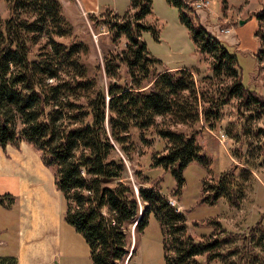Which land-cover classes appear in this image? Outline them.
<instances>
[{"label": "trees", "instance_id": "16d2710c", "mask_svg": "<svg viewBox=\"0 0 264 264\" xmlns=\"http://www.w3.org/2000/svg\"><path fill=\"white\" fill-rule=\"evenodd\" d=\"M4 1L7 13L0 15V147L19 149L25 143L38 154L64 196L65 221L85 238L93 263L124 264L136 251L131 250V228L142 233L151 213L160 223L166 264L219 261L224 240L219 236L221 230L195 238L184 213L170 203L158 183L145 184L150 179L147 174L139 176L138 187L126 179L127 165L118 150L129 154L133 128L150 141L144 133L154 127L167 146L152 155L151 164L171 171L177 180L174 195H179L184 169L193 161L208 162L199 142L201 129L194 126L203 121L214 128L222 107L234 98L239 109L253 104L264 108V95L243 83L237 56L205 27L187 0H167L180 9V19L198 52L211 55L213 77L225 75L231 82L222 92L210 94L198 84L192 69L159 70L161 61L149 54L142 38L143 32L151 31L159 40L156 26L145 20L152 0H130L131 9L122 20L105 21L99 14L88 13L94 25L107 23L112 40L126 38L122 51L106 52L103 66L98 65L107 81L100 84L97 72L92 73L81 59L85 43L73 34L61 0ZM258 17L264 18V10ZM260 33L261 29L256 32ZM158 117L194 129L158 126ZM246 170H227L216 181L203 182L202 202L213 204L226 196L239 203ZM15 200L12 193L0 194L4 208H13ZM16 263V256H0V264Z\"/></svg>", "mask_w": 264, "mask_h": 264}, {"label": "rangeland", "instance_id": "374dc122", "mask_svg": "<svg viewBox=\"0 0 264 264\" xmlns=\"http://www.w3.org/2000/svg\"><path fill=\"white\" fill-rule=\"evenodd\" d=\"M187 1L195 7L205 27L237 56L243 83L264 95V52H260L261 48L264 49V18L258 17L264 10V0ZM198 2H202L200 7L197 6ZM114 6L116 12L109 7L101 9L97 15H101L105 21L122 20L125 12L131 9L130 0H116ZM63 11L73 25L76 39L85 43L86 51L81 53V59L92 73L97 72L98 83L106 84V76L98 70V65L103 66L106 52L122 51L126 38L121 36L112 40L107 23L94 25L88 13L76 5L63 4ZM6 13L5 1L0 0V15L5 16ZM115 13L118 16H113ZM145 20L157 28L159 40L151 31L143 32L142 38L149 54L161 61L159 70L192 69L198 84L210 94L222 92L231 82V78L225 75L213 77L211 55L198 52L189 28L180 19L177 6L167 0H152L151 13ZM259 29L261 33L257 35ZM237 101L234 98L222 107L221 117L214 128L203 121L194 126L201 129L199 142L208 156V162L201 164L193 161L184 169L185 180L179 195H174L177 180L171 171L151 164L152 155L163 152L167 146L154 127L144 133L152 138L150 141L143 140L142 132L133 128L129 154L120 149L118 152L127 165L126 179L138 187L139 176L147 174L150 179L145 184L158 183L169 196L170 203L184 213L189 231L195 238L200 239L213 230H221L219 236L224 240L220 247V260L215 264H264V108L253 104L239 109ZM157 121L158 126L194 129L182 123L172 124L169 117H158ZM22 144L28 146L21 143L20 148ZM242 167L247 170L244 173L245 192L239 203L231 202L226 196L213 204L202 202L203 182L216 181L224 171L240 170ZM6 182L8 180L0 179V194L11 192L6 189L9 187ZM144 208V203H141V210ZM212 220L221 224H211ZM222 227L225 228L222 230ZM14 235L15 214L13 210L0 206V248L6 244L11 246L9 237ZM129 240L131 250L135 248L136 251L128 264H166L160 223L153 213L142 233H137L134 226L131 228ZM7 252L3 250L0 254Z\"/></svg>", "mask_w": 264, "mask_h": 264}, {"label": "crops", "instance_id": "0c3cea01", "mask_svg": "<svg viewBox=\"0 0 264 264\" xmlns=\"http://www.w3.org/2000/svg\"><path fill=\"white\" fill-rule=\"evenodd\" d=\"M65 6L89 13L109 8L116 0H61ZM25 153V154H24ZM0 179L16 196L15 235L0 251L16 256V264H94L85 238L64 219L65 199L56 188L54 176L39 157L24 144L19 150L0 147ZM5 244V243H3Z\"/></svg>", "mask_w": 264, "mask_h": 264}, {"label": "built area", "instance_id": "2783aa9c", "mask_svg": "<svg viewBox=\"0 0 264 264\" xmlns=\"http://www.w3.org/2000/svg\"><path fill=\"white\" fill-rule=\"evenodd\" d=\"M201 3H202V2H200V3L198 2V3H197V6L200 7V6H201ZM223 136L225 137V135H223ZM128 260H129V259L127 258V260L125 261L124 264H128Z\"/></svg>", "mask_w": 264, "mask_h": 264}, {"label": "water", "instance_id": "95a60500", "mask_svg": "<svg viewBox=\"0 0 264 264\" xmlns=\"http://www.w3.org/2000/svg\"><path fill=\"white\" fill-rule=\"evenodd\" d=\"M243 21H241V23H242ZM137 189V188H136Z\"/></svg>", "mask_w": 264, "mask_h": 264}]
</instances>
